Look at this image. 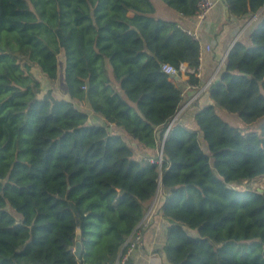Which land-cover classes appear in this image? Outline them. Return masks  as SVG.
<instances>
[{
	"label": "trees",
	"instance_id": "obj_1",
	"mask_svg": "<svg viewBox=\"0 0 264 264\" xmlns=\"http://www.w3.org/2000/svg\"><path fill=\"white\" fill-rule=\"evenodd\" d=\"M198 1L0 0V264H115L160 184L169 264H264V193L235 188L264 176V18L190 129L172 123L183 97L168 95L162 65L200 66L199 41L173 18ZM225 2L235 16L264 6ZM59 55L62 98L33 72L56 81Z\"/></svg>",
	"mask_w": 264,
	"mask_h": 264
},
{
	"label": "crops",
	"instance_id": "obj_2",
	"mask_svg": "<svg viewBox=\"0 0 264 264\" xmlns=\"http://www.w3.org/2000/svg\"><path fill=\"white\" fill-rule=\"evenodd\" d=\"M214 1V8L203 21H199L195 16L184 17L181 14L173 17L182 24L185 30L195 33L200 43L201 64L200 73L197 76L199 84L196 87H191L189 85V75L186 71H182L179 75L171 78L175 90L168 94L172 96L180 94L183 97L181 107L183 112L177 122L190 129L197 128L195 115L199 107L211 102L207 95L209 90H204L205 85L214 77L218 80L226 66L232 47L237 42H247L248 36L264 18V6L256 13L235 16L230 13L225 0ZM185 67L187 69L186 64ZM95 118L94 121H102L96 116ZM131 145L137 148L138 158L141 157L143 152L140 147L136 143ZM166 193L164 187L160 184L158 193L150 202L141 222L143 244L134 251L131 264H169L165 253V245L168 228L171 224L164 217L161 210Z\"/></svg>",
	"mask_w": 264,
	"mask_h": 264
},
{
	"label": "built area",
	"instance_id": "obj_3",
	"mask_svg": "<svg viewBox=\"0 0 264 264\" xmlns=\"http://www.w3.org/2000/svg\"><path fill=\"white\" fill-rule=\"evenodd\" d=\"M215 6L214 0H199L198 1V10L195 15V17L199 21L205 20L209 13L212 11V9ZM188 34H190L194 39L198 40V36L193 33L192 31H188ZM208 49H210L208 47ZM162 71L166 73L169 77L173 78L177 75H179L182 71H186L188 75H195L198 76L200 73V66L197 69H186L185 64H182L180 67H176L171 64H164L162 65ZM216 81V77L212 78L204 87V90H209L210 87L213 85V83ZM191 87H196V85L189 83ZM203 90V91H204ZM183 112V108H180L177 115L174 117L173 122H177L180 114ZM159 155L157 158H150L148 159L152 163H162L163 161V146L159 149ZM143 244V233L141 230V224L138 225L136 230L131 234V236L126 240L122 251L119 255V258L115 262V264H131V259L133 256L134 251L139 248Z\"/></svg>",
	"mask_w": 264,
	"mask_h": 264
},
{
	"label": "rangeland",
	"instance_id": "obj_4",
	"mask_svg": "<svg viewBox=\"0 0 264 264\" xmlns=\"http://www.w3.org/2000/svg\"><path fill=\"white\" fill-rule=\"evenodd\" d=\"M62 56L59 55V74H58V78L56 81H50L48 78L45 77L44 74L40 73L38 74L39 69L38 68H33V72L36 74V76L42 81L43 83V87H44V91H47L48 89H51L54 93L55 96L62 98L65 97V87H64V74H63V69H64V64H63V59L61 58ZM84 109L87 110V107H84ZM220 114L222 115V117L228 122L230 123L232 126L235 127H241V128H246V124L240 119V117L237 114H231L228 113L226 111L223 110H219ZM93 118V120H96L94 114H92L91 116ZM263 123V120H260L258 123L256 124H252L251 126H249L250 130L252 131H259L260 130V125ZM203 147L208 150V146L207 143L204 141L202 142ZM136 147H135V151H136ZM159 149L156 151L155 154L149 155L147 156V158H154L156 156L159 155ZM138 155V154H136ZM144 154H141V157H143ZM138 157V156H137ZM139 157V158H141ZM236 189L239 190H245L248 188L251 189H264V176L261 177H257L251 181H247L244 183L243 186L240 187H235Z\"/></svg>",
	"mask_w": 264,
	"mask_h": 264
},
{
	"label": "water",
	"instance_id": "obj_5",
	"mask_svg": "<svg viewBox=\"0 0 264 264\" xmlns=\"http://www.w3.org/2000/svg\"><path fill=\"white\" fill-rule=\"evenodd\" d=\"M257 191L260 193H264V189H257ZM82 249H83V245L81 242V232L78 231V235L76 238V245L74 248V253L78 259L81 258Z\"/></svg>",
	"mask_w": 264,
	"mask_h": 264
}]
</instances>
